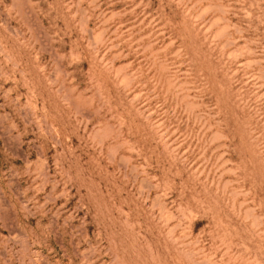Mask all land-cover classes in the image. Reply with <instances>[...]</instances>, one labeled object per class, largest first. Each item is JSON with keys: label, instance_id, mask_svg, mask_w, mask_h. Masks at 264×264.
I'll return each mask as SVG.
<instances>
[{"label": "rangeland", "instance_id": "1", "mask_svg": "<svg viewBox=\"0 0 264 264\" xmlns=\"http://www.w3.org/2000/svg\"><path fill=\"white\" fill-rule=\"evenodd\" d=\"M0 264H264V0H0Z\"/></svg>", "mask_w": 264, "mask_h": 264}]
</instances>
